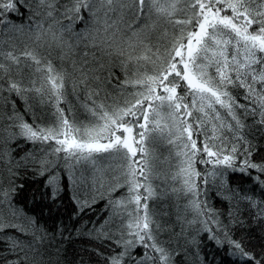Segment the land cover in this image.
I'll return each instance as SVG.
<instances>
[{
  "label": "snow or ice",
  "instance_id": "obj_1",
  "mask_svg": "<svg viewBox=\"0 0 264 264\" xmlns=\"http://www.w3.org/2000/svg\"><path fill=\"white\" fill-rule=\"evenodd\" d=\"M208 243L264 264V0H0V264Z\"/></svg>",
  "mask_w": 264,
  "mask_h": 264
},
{
  "label": "trees",
  "instance_id": "obj_2",
  "mask_svg": "<svg viewBox=\"0 0 264 264\" xmlns=\"http://www.w3.org/2000/svg\"><path fill=\"white\" fill-rule=\"evenodd\" d=\"M116 74L120 75L119 70H117ZM121 78H123V77H121ZM30 187H32V186L30 185V186L26 187L25 193L23 194L24 196H26L28 194ZM101 207H102V204L97 206L98 212L100 211ZM79 246H80L79 244L76 245V247H79ZM204 254H205V258H206V264H221V261L225 260L223 253L218 252L216 250V248L211 243L207 244V247L204 249ZM69 259H72L71 252L69 254ZM225 264H226V262H225Z\"/></svg>",
  "mask_w": 264,
  "mask_h": 264
}]
</instances>
